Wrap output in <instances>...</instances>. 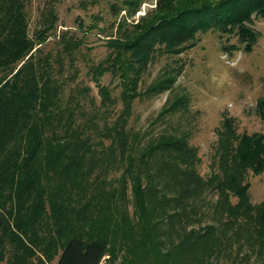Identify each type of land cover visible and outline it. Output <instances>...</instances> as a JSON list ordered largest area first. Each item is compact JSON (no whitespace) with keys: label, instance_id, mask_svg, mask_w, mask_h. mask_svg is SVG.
<instances>
[{"label":"trees","instance_id":"1","mask_svg":"<svg viewBox=\"0 0 264 264\" xmlns=\"http://www.w3.org/2000/svg\"><path fill=\"white\" fill-rule=\"evenodd\" d=\"M26 1L0 0V264H264V200L251 201L248 178L264 171V130L239 132L224 114L204 175L188 132L128 125L138 97L169 91L156 119L189 106L174 90L184 61L141 89L157 57L210 30L238 37L227 54L251 51L264 0H156L137 20L146 0L111 1L109 51L88 67L99 102L88 85L66 88L86 33L63 28L47 49L56 0L32 35ZM93 18L80 29L104 31ZM106 73L118 83H102ZM256 111L264 120V96Z\"/></svg>","mask_w":264,"mask_h":264},{"label":"rangeland","instance_id":"2","mask_svg":"<svg viewBox=\"0 0 264 264\" xmlns=\"http://www.w3.org/2000/svg\"><path fill=\"white\" fill-rule=\"evenodd\" d=\"M82 1L84 0H56L58 27L56 32L49 35L45 47L49 49L57 43L56 33L63 28H72L79 36L86 33V45L82 47L85 55L77 58L79 74L76 79H69L66 88L69 91L71 86L78 88L88 85L90 86L89 96L96 97V101L99 102V86L89 75L88 67L91 62H98L104 58L109 51L104 39L107 34L115 30L113 24L116 15L110 7L111 1L115 0L88 2L86 7L82 5ZM45 4V0L26 1L31 35L41 23ZM154 5L156 0H146L133 18L137 20ZM96 13L103 17L98 24L104 28V31L98 28H93L92 31L81 30L78 18H82L88 26L94 22L93 14ZM254 26L260 35L251 51L240 48L232 55L227 54L223 50V42L230 38L231 42L238 43V37L230 34L220 36L219 32L210 30L201 34L196 45L181 53L157 57L144 74L141 89L143 90L166 66L176 60L184 61V70L179 75L174 90L186 92L189 95V106L186 110L177 111L164 119H156L169 91L138 97L134 102L128 125L143 132L150 130L151 133L188 132L190 141L199 147L201 156L199 169L207 175L210 172L212 144L217 139V128L224 114L235 117L239 132L264 130V120L256 111L258 99L264 96V17H255ZM111 78V74L106 73L101 81L111 86L118 83V80L111 83ZM119 92L120 87H115L114 94L119 95ZM121 107L120 101L117 109ZM98 121L100 124L103 123L101 119ZM248 178L251 182V201L259 203L264 200V171L258 175L250 174Z\"/></svg>","mask_w":264,"mask_h":264}]
</instances>
